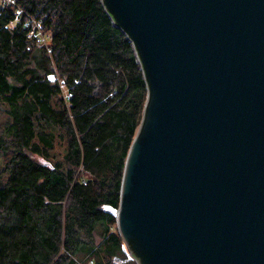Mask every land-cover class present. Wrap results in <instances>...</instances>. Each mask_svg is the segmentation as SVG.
<instances>
[{
    "label": "water",
    "instance_id": "1",
    "mask_svg": "<svg viewBox=\"0 0 264 264\" xmlns=\"http://www.w3.org/2000/svg\"><path fill=\"white\" fill-rule=\"evenodd\" d=\"M146 97L113 215L136 264H264V0H100Z\"/></svg>",
    "mask_w": 264,
    "mask_h": 264
},
{
    "label": "trees",
    "instance_id": "2",
    "mask_svg": "<svg viewBox=\"0 0 264 264\" xmlns=\"http://www.w3.org/2000/svg\"><path fill=\"white\" fill-rule=\"evenodd\" d=\"M15 2L21 21L0 6V264H136L104 209L146 97L132 44L100 0Z\"/></svg>",
    "mask_w": 264,
    "mask_h": 264
},
{
    "label": "built area",
    "instance_id": "3",
    "mask_svg": "<svg viewBox=\"0 0 264 264\" xmlns=\"http://www.w3.org/2000/svg\"><path fill=\"white\" fill-rule=\"evenodd\" d=\"M20 13H23V10L21 7H18L16 8V14H20ZM27 18H29L32 22V29H31V34H32V37H36L37 38V41L40 43V44H47V37L44 35L43 31H42V25H41V22L40 20H37L35 18H33L32 16L30 15H27ZM90 263H92V261H90Z\"/></svg>",
    "mask_w": 264,
    "mask_h": 264
},
{
    "label": "bare ground",
    "instance_id": "4",
    "mask_svg": "<svg viewBox=\"0 0 264 264\" xmlns=\"http://www.w3.org/2000/svg\"><path fill=\"white\" fill-rule=\"evenodd\" d=\"M2 1H5V2H7V3H10V4H12V5H14L15 6V10H16V8H17V4H16V2H15V0H2ZM19 7V6H18ZM21 16H23V14L22 13H20V14H18L17 15V20L18 21H21ZM24 22L26 23V26H29L32 22H31V20L29 19V18H27V17H25V20H24ZM31 29L32 28H30L29 29V36H32V34H31Z\"/></svg>",
    "mask_w": 264,
    "mask_h": 264
},
{
    "label": "rangeland",
    "instance_id": "5",
    "mask_svg": "<svg viewBox=\"0 0 264 264\" xmlns=\"http://www.w3.org/2000/svg\"><path fill=\"white\" fill-rule=\"evenodd\" d=\"M2 4H3V1H2V0H0V6H1ZM44 35H45V34H44ZM45 36H46V35H45ZM46 40H47V42H48V38H47ZM47 42H46V43H47ZM94 240H95V242H96V241H98V237H97V236H95Z\"/></svg>",
    "mask_w": 264,
    "mask_h": 264
}]
</instances>
